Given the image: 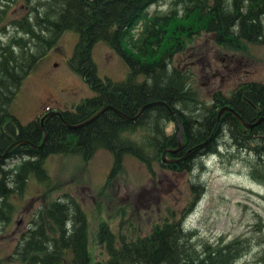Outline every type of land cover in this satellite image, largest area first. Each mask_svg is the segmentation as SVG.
Masks as SVG:
<instances>
[{"label":"trees","instance_id":"trees-1","mask_svg":"<svg viewBox=\"0 0 264 264\" xmlns=\"http://www.w3.org/2000/svg\"><path fill=\"white\" fill-rule=\"evenodd\" d=\"M33 1L34 5L30 4L16 18L6 19V9L0 10V153L17 139L40 145L41 113L21 123L9 106L22 80L64 31L76 32L67 66L93 94L71 108L56 110L66 123L74 125L103 105L110 108L73 128L50 115L43 120L45 139L39 148L15 145L0 158L2 225L15 212L13 199L24 194L30 178L49 187L50 177L44 164L47 156L78 155L88 160L96 149L103 148L111 154L108 178L120 170L125 154L136 157L150 170L153 157L156 159L163 149L176 146V135L164 133L163 128L166 122L176 123V116L180 120L182 146L174 153L166 152L168 157H180L188 148L205 139L207 142L181 161L159 163L160 166L189 171L193 158L220 153L219 139L223 145L227 143L225 149L237 151L233 156L245 151L243 160L249 178L264 186V121L244 128L228 111L215 120L222 106L232 108L247 122L264 118V82H240L228 94L214 92L211 103L204 104L186 87L185 73L169 67L170 57L183 48L184 40L200 32L211 34L216 45L230 49L241 50L246 43L259 42L264 38V0H174L173 7L162 15L145 11L157 0ZM178 3L181 7L174 8ZM139 21L141 31L132 37L130 30ZM10 29L16 33L11 34ZM97 42L106 44L125 64L121 79L99 76L91 53ZM189 104L191 113L178 109ZM141 107L133 119L115 112L129 118ZM140 126L149 132L144 135V143L126 135ZM12 159L17 161L6 166V161ZM189 190L190 200L183 213L173 218V211H168L171 219H162L143 236L127 238L99 221L95 241L103 247L105 257L93 261L88 251V220L80 204L64 193L58 198H47L29 217L10 257L20 264H234L247 249L241 239L212 245L191 242L194 235L183 227L182 219L202 186L190 184ZM260 261L264 264V252ZM8 262L0 258V264Z\"/></svg>","mask_w":264,"mask_h":264},{"label":"rangeland","instance_id":"rangeland-1","mask_svg":"<svg viewBox=\"0 0 264 264\" xmlns=\"http://www.w3.org/2000/svg\"><path fill=\"white\" fill-rule=\"evenodd\" d=\"M173 2L157 0L145 11L162 15L173 7ZM30 4L33 6L34 1L0 0V10L6 9V19H11L24 14ZM174 6L181 7L180 3ZM141 26L139 21L130 30L132 37L138 35ZM75 41L76 32L64 31L22 80L9 106L21 123L45 109L71 108L93 94L67 66ZM91 53L99 76L113 80L124 76L125 64L106 44L95 43ZM169 67L184 72L186 87L195 92L198 100L210 104L214 92L228 94L244 81L264 82V38L246 43L240 50L218 46L211 34L200 32L184 40L183 48L170 57ZM190 108L189 104L178 109L191 113ZM163 128L164 133L177 135L175 122H166ZM147 133V127L140 126L126 135L144 143ZM217 141L220 153L193 158L189 171L160 166L159 163L165 165L159 162L160 153L156 159L152 156L150 170L136 157L125 154L120 170L108 178L111 154L106 149H96L88 160L78 155L47 156L44 164L50 177L49 187L44 188L30 178L24 194L13 199L15 212L6 224L0 223V258L7 259L9 264H20L10 257L13 247L28 226L29 217L47 198H58L64 193L80 204L88 220V251L93 261L105 257L103 247L95 241L99 221L127 238L143 236L162 219L169 221L168 211H173V218L180 216L190 200V184H200L202 191L182 219L183 227L194 235L191 242L212 245L239 238L247 249L234 264H260L264 252V186L249 178L243 160L245 151L233 156L235 149H225L227 143ZM165 157L168 158L167 154ZM16 161L7 160L6 166Z\"/></svg>","mask_w":264,"mask_h":264},{"label":"water","instance_id":"water-1","mask_svg":"<svg viewBox=\"0 0 264 264\" xmlns=\"http://www.w3.org/2000/svg\"><path fill=\"white\" fill-rule=\"evenodd\" d=\"M107 108H110V106H109V105H103V106H101V107H100L99 109H97L94 113H92L89 117H87L86 119H84V120L81 121L80 123H78V124H74V125H71V124L66 123V122L62 119V117H61L59 111H57V110H48V111H45V112H44L42 115H40V117H39V127H40V130H41V132H42V140H41V142H40V145L36 146V145L32 144L31 142H29V141H27V140H24V139H17V140H15V141H13L12 143H10V144H9V145H8V146H7V147H6V148L0 153V158H3V157L5 156V154H6V152H7L11 147H13V146H15V145L27 144V145H29V146H31V147H38V148H39V147L43 144L44 139H45V130H44V128H43V120H44V118H46V117H48V116H50V115H56V116L59 118V120H60L65 126H67V127H69V128H73V127H77V126H80V125H82V124H85V123H87L88 121L94 119V118L97 117V116H98L103 110H105V109H107ZM142 108H143V107H141V108L139 109V112H138L135 116H133V117H129V118L126 117L125 115H123L122 113H120V112L117 111V110H115V112H116L117 114H119L120 116H122L123 118H125V119H133V118H135V117L138 116V114L140 113V111L142 110ZM223 111H228L229 113H231V115H232V116L238 121V123H240L244 128H251L252 126L258 124V122H259L260 120H263V121H264V118H263V117H258L256 120H254V121H252V122H247V121H245L243 118H241V117L239 116V114H238L236 111H234L232 108H230V107H228V106H222V107H220V108L217 110L216 118H215L216 122L218 121V119H219V117H220V115L222 114ZM176 126H177V128H178V132H177V135H176V146L173 147V148H165V149L162 150V152H161V154H160L161 162H162V163H165V164L177 163V162L181 161L182 159L186 158V157H187L192 151H194V150H196V149L202 147V146L207 142V139H205V140L202 141L201 143H198V144H196V145H194V146L188 148V149L184 152V154L181 155L180 157H168V158H166V157H165L166 152H172V153H174V152L180 150V149H181V146H182V137H183V136H182V130H181V127H180V120H179V118H178L177 116H176ZM208 138H209V137H208Z\"/></svg>","mask_w":264,"mask_h":264},{"label":"bare ground","instance_id":"bare-ground-1","mask_svg":"<svg viewBox=\"0 0 264 264\" xmlns=\"http://www.w3.org/2000/svg\"><path fill=\"white\" fill-rule=\"evenodd\" d=\"M43 113H41V115H42ZM38 116V115H37ZM39 117H40V115H39Z\"/></svg>","mask_w":264,"mask_h":264}]
</instances>
